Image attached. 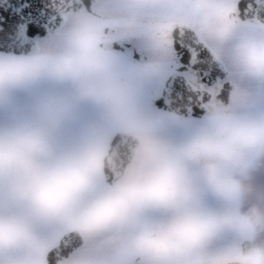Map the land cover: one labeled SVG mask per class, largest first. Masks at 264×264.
Listing matches in <instances>:
<instances>
[{"label":"snow or ice","instance_id":"snow-or-ice-1","mask_svg":"<svg viewBox=\"0 0 264 264\" xmlns=\"http://www.w3.org/2000/svg\"><path fill=\"white\" fill-rule=\"evenodd\" d=\"M0 264H264V0H0Z\"/></svg>","mask_w":264,"mask_h":264}]
</instances>
